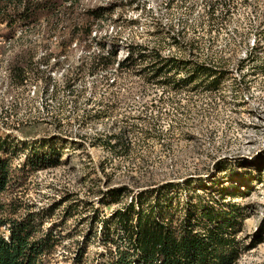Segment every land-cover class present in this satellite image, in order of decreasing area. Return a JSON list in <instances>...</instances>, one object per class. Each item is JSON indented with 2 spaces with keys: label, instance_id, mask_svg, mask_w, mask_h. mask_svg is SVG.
Returning <instances> with one entry per match:
<instances>
[{
  "label": "rangeland",
  "instance_id": "rangeland-1",
  "mask_svg": "<svg viewBox=\"0 0 264 264\" xmlns=\"http://www.w3.org/2000/svg\"><path fill=\"white\" fill-rule=\"evenodd\" d=\"M170 1L135 0L130 5L129 0H60L58 14L43 17L30 29L0 27V133L6 131L30 146L51 139L50 154L61 158L60 166L29 175L5 198L22 208L17 216L40 211L48 216L45 229L56 226L60 243L47 264H71L80 255L85 264H96L105 252L98 240L101 219L128 204L132 194L187 179L193 180L191 191L202 192L203 184L224 189L234 195L230 200L246 208L248 218L240 237L248 244L258 239L263 243L237 264H264V76L256 69L257 60L264 61V40L256 43L254 51L255 32L243 43L251 24L264 21V0L246 4L237 0L229 7H217L232 18L226 30L210 34L190 29L188 40L178 45L157 22L167 24L184 16L194 24L212 9L205 0H187L183 5ZM97 8L113 13L98 20L90 13ZM132 20L138 23L132 26ZM88 28H93L90 37L85 36ZM22 50L26 53L20 60L47 65L39 70L34 65L28 83L16 87L10 69ZM130 52L132 60H189L231 75L216 92L204 89L209 81L198 89L192 85L176 92L147 84L152 73H138L145 65L140 63L138 69L120 73L117 85L108 90L100 82L101 74L92 77L78 70L99 55L108 58L115 53L107 60L123 61L129 60ZM155 54L158 59H152ZM243 74L248 75L241 80ZM186 76V72H169L160 79ZM38 77L45 80L36 83ZM76 77L77 93L69 96L66 81ZM46 80L50 91L45 95ZM94 81L98 87L92 95ZM108 106L116 109L100 113ZM100 115L106 116L96 119ZM125 121L143 132L129 136L130 148L111 153L94 146L131 130ZM151 122L159 125L158 133L150 130ZM123 188L128 195L107 207L112 201L109 192ZM12 210L7 209V214ZM96 214L98 222L93 220Z\"/></svg>",
  "mask_w": 264,
  "mask_h": 264
},
{
  "label": "trees",
  "instance_id": "trees-1",
  "mask_svg": "<svg viewBox=\"0 0 264 264\" xmlns=\"http://www.w3.org/2000/svg\"><path fill=\"white\" fill-rule=\"evenodd\" d=\"M71 1L62 0L63 3ZM134 1L129 0V4L133 5ZM186 1L172 0L169 4L181 2L183 5ZM247 2L243 0L244 4ZM235 3L238 1L205 0L206 6L212 11L200 18L198 22L193 24L190 19L182 16L178 20H169L165 24L157 18L159 20L157 26L169 33L173 43L178 45L188 40L186 33L190 29L206 30L210 34L226 30L232 18L228 12L219 13L216 8L229 7ZM60 5V0H0V27H9L15 31L18 25H22L30 29L43 17L58 14ZM90 13L96 19L102 20L107 13L113 12L109 8H97ZM137 23L138 20L130 22L132 26ZM263 25V20L259 25L251 24L250 32L245 36L243 43L248 39L247 35L256 33L252 51L255 50L256 43L260 44L264 40L262 39ZM92 29L88 28L86 37H90ZM256 49L259 48L256 47ZM23 51L16 56L19 60H15L10 69L11 80L16 87H23L28 83V74L33 72L34 65L37 67L36 70H39L41 65H47V62L43 61L34 64L30 62L29 65L26 61L20 60L23 57ZM252 51L247 53V57H250ZM259 52L261 51L256 53ZM129 55L131 56L129 60L123 61L107 60L109 57H116L115 53L109 54L108 58L99 55L98 58L87 62L86 68H84L86 63H82L78 70L87 71L92 77L101 74L100 82L108 90L117 85L120 73L122 74L124 70L138 69L137 67L143 65L140 63L145 65L138 73H152L147 84L162 85L176 92L192 85H196L193 88L198 89L207 81L209 83L204 86V89L216 92L221 89V82L231 75V72L189 60H132L134 53L130 52ZM141 57L147 59V56ZM158 57L155 54L152 59H158ZM257 63V75L264 76V61L257 60ZM116 65L115 71L110 72V69ZM244 67L239 70L241 73L245 71ZM169 72H186L187 76L181 79L176 77L160 79ZM247 75L243 74L241 80H244ZM44 80L45 78L38 77L36 83ZM48 80L44 82L45 86L49 87L44 92L45 95L50 91V80ZM77 80L76 77L66 81L65 89L69 96L76 95L77 90L73 87ZM97 87L94 81L91 87L92 95ZM249 89L250 87L247 88ZM51 96L53 99L56 97L55 90ZM80 96L81 93L78 97ZM47 102L48 100L45 101V107L48 106ZM74 103L77 101L75 100ZM115 109L113 106H108L107 111L100 113ZM86 115L87 113L84 117ZM105 116H96V119H103ZM140 119L145 121L144 118ZM125 123L126 127H131V130L127 132L125 130L124 133H120V136L109 137L106 141L102 140L101 144H94V146L103 147L111 153L130 148L132 142L129 136L143 132L134 124L128 121ZM149 125L151 131L153 129L156 133L160 131L157 123L151 122ZM53 149L51 139L40 141L39 146H30L29 143L6 131L0 133V264H47L60 243V239L55 234L56 226L44 228L48 218L46 214L27 210L21 216H17L22 208L17 207L15 200L5 199L10 191L22 187L29 175L61 165L60 156L50 154ZM22 157L23 160L16 164ZM192 182V179L182 183L170 181L138 194H132L128 204H124L122 208L115 210L100 222L96 214L93 220L99 224L97 227L100 228L99 244L105 249V252L99 255L96 264H237L242 255L263 243L261 239H258L248 244L245 238L240 237L248 214L244 206L230 200L234 197L231 192L226 193L224 189L212 190L204 184L201 186L202 192L191 191ZM109 193L112 201L107 204V207L119 204L120 198L128 195V189L113 190ZM9 208L13 209L10 214L16 216L7 214ZM82 257L80 255L77 261L71 264H85Z\"/></svg>",
  "mask_w": 264,
  "mask_h": 264
}]
</instances>
